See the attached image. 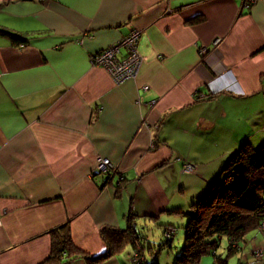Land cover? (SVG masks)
<instances>
[{
  "label": "crops",
  "instance_id": "0c3cea01",
  "mask_svg": "<svg viewBox=\"0 0 264 264\" xmlns=\"http://www.w3.org/2000/svg\"><path fill=\"white\" fill-rule=\"evenodd\" d=\"M134 29L117 83L92 57ZM243 143L264 144V0H0V264H42L63 223L91 256L129 212L169 224ZM222 240L226 264H264V230ZM127 243L61 264H131Z\"/></svg>",
  "mask_w": 264,
  "mask_h": 264
},
{
  "label": "trees",
  "instance_id": "16d2710c",
  "mask_svg": "<svg viewBox=\"0 0 264 264\" xmlns=\"http://www.w3.org/2000/svg\"><path fill=\"white\" fill-rule=\"evenodd\" d=\"M8 34L15 42L25 41L21 35L10 32ZM104 172L107 178L111 176V171ZM181 214L187 219L182 225L183 243L173 264H199L201 258L207 254L213 256V264H226V258L216 253L223 243L222 239L227 241L225 250L228 253L235 252L245 234L257 229L264 222V144L253 148L250 144L243 143L221 168L206 193L193 200L189 210ZM134 216L132 212L127 214L125 229L102 227V234H107L115 244H111L99 256L78 251L71 241L68 224L59 225L51 230V251L42 264H61L76 257L96 263L112 255L117 248L116 243L123 240H128L127 244L132 248L130 263L138 250L144 257L142 264H159L157 259L151 262L146 260L142 240L145 235L141 234ZM171 241L172 237H165L164 244L170 246ZM234 243L236 247L233 246Z\"/></svg>",
  "mask_w": 264,
  "mask_h": 264
},
{
  "label": "rangeland",
  "instance_id": "374dc122",
  "mask_svg": "<svg viewBox=\"0 0 264 264\" xmlns=\"http://www.w3.org/2000/svg\"><path fill=\"white\" fill-rule=\"evenodd\" d=\"M193 164L194 166H196L195 163ZM186 166H189V165H186ZM188 171L191 172V170H188ZM187 208H185L183 211H186ZM183 216L184 215L182 214H177L174 217H170L172 219V222H169V224H165V225L160 224V222H157V220L152 221L148 219H139L138 228L141 231V234L145 235L144 239H142L144 242L143 252L148 262H151L152 260L157 259L159 264H173L174 263L175 256L179 252L180 247L182 246V243H183V230H182L181 225L186 223V219H187V217H183ZM182 217L184 219V222H181L178 219ZM260 229L264 230V226H261ZM164 230H168L165 233L166 235H168L167 236L168 238L172 237L170 246L164 244L165 242V237L163 235ZM233 246L236 247V244L234 243ZM222 247H223V244H221L219 248H222ZM129 248L131 247H127L126 249L129 250ZM143 259L144 257L140 254V251L137 250L136 255L134 256V260L132 262L133 264H142V262L144 261ZM212 259H213V256L211 254H207L201 258L199 264H207L208 262L207 260H210L209 264H211Z\"/></svg>",
  "mask_w": 264,
  "mask_h": 264
},
{
  "label": "built area",
  "instance_id": "2783aa9c",
  "mask_svg": "<svg viewBox=\"0 0 264 264\" xmlns=\"http://www.w3.org/2000/svg\"><path fill=\"white\" fill-rule=\"evenodd\" d=\"M249 3L254 0H247ZM139 36V31L134 29L131 30L126 36L121 38L115 44H112L103 50L99 51L96 55L92 57V62L104 66L109 73L113 76L114 80L119 83L123 81L125 78L135 74L137 63L139 62V55L136 51V42ZM143 88H147V85H144ZM97 167L101 171L109 170L111 172L114 169L112 163L106 158H98L97 159ZM189 165V166H186ZM195 166L191 162H186L183 165V169L194 170ZM261 226H264V222L259 225V229ZM175 230V229H174ZM173 230V231H174ZM166 231L164 230L163 234L165 237ZM168 233V232H167ZM169 234V233H168ZM168 238V237H167ZM256 255H261L260 250H255ZM136 255V254H135ZM134 255V256H135ZM134 256L131 258V264H133Z\"/></svg>",
  "mask_w": 264,
  "mask_h": 264
}]
</instances>
